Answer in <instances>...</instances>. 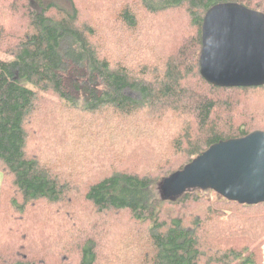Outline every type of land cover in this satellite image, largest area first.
I'll use <instances>...</instances> for the list:
<instances>
[{"label": "trees", "instance_id": "1", "mask_svg": "<svg viewBox=\"0 0 264 264\" xmlns=\"http://www.w3.org/2000/svg\"><path fill=\"white\" fill-rule=\"evenodd\" d=\"M220 4L264 15V0H0L9 71L69 102L0 77V264H264V202L158 192L211 145L264 130V86L200 74ZM100 105L108 123L83 113Z\"/></svg>", "mask_w": 264, "mask_h": 264}, {"label": "water", "instance_id": "2", "mask_svg": "<svg viewBox=\"0 0 264 264\" xmlns=\"http://www.w3.org/2000/svg\"><path fill=\"white\" fill-rule=\"evenodd\" d=\"M200 74L213 86H264V15L237 4H220L205 15ZM213 192L238 204L264 202V130L219 141L179 171L162 179L160 199L185 192Z\"/></svg>", "mask_w": 264, "mask_h": 264}, {"label": "rangeland", "instance_id": "3", "mask_svg": "<svg viewBox=\"0 0 264 264\" xmlns=\"http://www.w3.org/2000/svg\"><path fill=\"white\" fill-rule=\"evenodd\" d=\"M13 59L9 56L5 55L4 53L0 52V77L10 80L13 83H19L23 78L25 79V83L22 85L23 87L45 97L48 100H51L56 103L60 104H69L63 94L61 93L58 86L55 84L52 78H48L46 83H43L40 78H37L29 71H21V70H14L9 71V64L12 62ZM124 93L129 95L133 98L136 97L135 94L131 93L129 90H125ZM111 107H105L104 105H100L94 111L85 110L83 113L91 119H95L101 123H108L109 115H110ZM0 183H1V173H0ZM203 195L209 197L211 201L214 200L215 196L212 192L204 193ZM261 261L264 263V243H262L261 247Z\"/></svg>", "mask_w": 264, "mask_h": 264}]
</instances>
